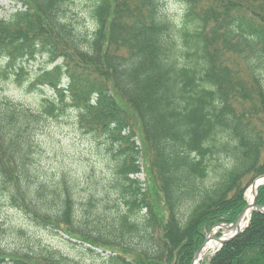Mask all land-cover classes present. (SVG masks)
Returning <instances> with one entry per match:
<instances>
[{"label":"trees","instance_id":"16d2710c","mask_svg":"<svg viewBox=\"0 0 264 264\" xmlns=\"http://www.w3.org/2000/svg\"><path fill=\"white\" fill-rule=\"evenodd\" d=\"M21 1L0 18V80L53 94L35 109L0 92V193L108 264H192L264 174V0H183L181 22L162 0H92L83 31L71 0ZM40 55L49 63L24 77ZM69 107L111 171L86 196L68 172L42 176L34 157L40 125ZM257 194L264 206V183ZM251 216L200 263L264 264V212ZM6 231L0 264H84L40 240L7 248Z\"/></svg>","mask_w":264,"mask_h":264},{"label":"rangeland","instance_id":"374dc122","mask_svg":"<svg viewBox=\"0 0 264 264\" xmlns=\"http://www.w3.org/2000/svg\"><path fill=\"white\" fill-rule=\"evenodd\" d=\"M91 6L92 0H71L68 3L67 14L81 31L92 29L93 27L90 14ZM20 7H23L21 0H0V18L9 17L12 12ZM162 7L163 11L173 21L181 22V16L185 12L183 0H162ZM4 63L3 60H0V65ZM24 63L28 66L24 77H28L38 69L40 64L49 62L45 55H40L35 60H24ZM28 82V80L18 82L15 78L0 80V92L15 101H21L37 109L42 96L46 94L52 95V89L44 86L43 88L29 91ZM129 108L133 111L130 106ZM75 122L76 114L72 107H69L64 115L45 120L40 125L35 137L36 153L34 157L37 160V171L42 176L54 177L60 172H68L71 178L76 181L77 190L81 196H86L92 190H99L104 186L109 187L111 171L109 162L102 155L99 138L89 132L84 133ZM261 176H264V174L258 175L255 179ZM139 177L142 180L146 179L144 172H141ZM251 185L253 183L248 188ZM248 188L245 191L247 203L249 202ZM0 223H2V227H7V231L3 234L1 241L2 245L7 248L15 244L21 245L27 238H30L55 247L67 256L74 257L84 264H108L101 257L91 254L82 244V241L68 237L51 226L44 227L31 224L26 215L16 207L8 204L2 193H0ZM16 228L24 229L25 233L21 235V233L16 231ZM218 229L215 235H223L225 229ZM217 247L218 245L210 249L208 256Z\"/></svg>","mask_w":264,"mask_h":264},{"label":"water","instance_id":"95a60500","mask_svg":"<svg viewBox=\"0 0 264 264\" xmlns=\"http://www.w3.org/2000/svg\"><path fill=\"white\" fill-rule=\"evenodd\" d=\"M261 177H263L262 180H259L258 182H256L257 179H254V181H253V186L254 187L257 186L255 188V192H254V194H255L254 200L251 203L248 202L245 205V208L237 215V218L234 220V222H231V223H227V222L217 223L214 226H212L211 230L209 232H207V234H206L205 241L195 251V254H194L193 259H192V264H195V261L197 260V258L199 259L201 257L202 249L205 248V246H206V244L208 242L207 239L211 236V232L213 231V228L218 227V228L228 229V231L224 232L223 235H221V236H216L217 240L220 241V244L218 245L217 248H215L213 250V252L210 253V255H213V253H215L218 249H220V247L222 245H224L225 242L232 240V238H234L237 234H239L240 232H242L245 229V226L251 220V217H252L251 214H252L253 211L257 210V211L264 212V206L263 205H259L257 203V194H256L257 190H258V186L264 183V176H261ZM250 205L253 207L252 212H251V214L248 217L249 218L248 222L245 224V226H242L241 220L243 219V215L245 213V209L248 206H250ZM208 254L209 253H204L203 257H205ZM203 257L201 258V260L203 259Z\"/></svg>","mask_w":264,"mask_h":264},{"label":"bare ground","instance_id":"6f19581e","mask_svg":"<svg viewBox=\"0 0 264 264\" xmlns=\"http://www.w3.org/2000/svg\"><path fill=\"white\" fill-rule=\"evenodd\" d=\"M262 178H263V177H258L256 182H258L259 180H262ZM256 187H257V186H256ZM256 187H254L253 185H251V186L248 188V190H247V194H249V202H250V203H251V202L254 200V198H255V194H254V192H255V188H256ZM252 209H253V207H252L251 205L248 206V207L245 209V213H244V215H243V219L241 220V224H242V226L245 224V221L247 220V218H248L249 215L251 214ZM217 230H219L218 227L213 228V231L211 232V236L207 239L208 242H207L205 248L202 249L201 257H200L199 259L197 258V260L195 261V264H201L200 262H201V258L203 257V254H204V253H209V250H210V249H213V247H216L217 245L220 244V241L217 240L216 235H215ZM226 231H228V229H225V232H226Z\"/></svg>","mask_w":264,"mask_h":264}]
</instances>
